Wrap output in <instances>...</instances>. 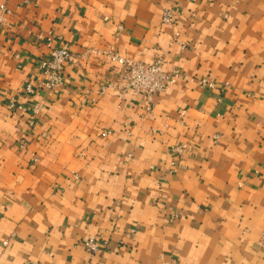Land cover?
I'll return each mask as SVG.
<instances>
[{
  "label": "crops",
  "instance_id": "crops-1",
  "mask_svg": "<svg viewBox=\"0 0 264 264\" xmlns=\"http://www.w3.org/2000/svg\"><path fill=\"white\" fill-rule=\"evenodd\" d=\"M0 2L1 264H264V0ZM110 47L177 81L116 87L124 65L88 52Z\"/></svg>",
  "mask_w": 264,
  "mask_h": 264
},
{
  "label": "built area",
  "instance_id": "built-area-1",
  "mask_svg": "<svg viewBox=\"0 0 264 264\" xmlns=\"http://www.w3.org/2000/svg\"><path fill=\"white\" fill-rule=\"evenodd\" d=\"M12 11L6 3L0 2V23L5 24L8 21ZM177 20V15L172 7L166 8L163 12V22L165 24L174 25ZM90 53L102 55L110 61H117L124 65L125 73L122 77L121 83L114 85L120 89H133L137 92L144 93L150 100L155 93L165 91L170 85L177 81L179 72L177 70H168L165 68V61L158 57L151 62H141L133 58L124 57L119 52L110 48H90ZM76 56L71 51L68 44L63 43L59 46H54L49 53L40 59V70L44 77L42 85L48 89L57 87L63 80V71L67 63L75 61ZM200 83L207 87L214 88L217 82L210 77H202ZM33 91V85L28 83L25 87L26 93ZM11 109H23L22 103L11 100L9 102ZM183 147L181 145L175 146V151L181 152ZM175 161H172L173 168ZM173 171V169H172ZM7 244V240L3 242ZM84 247L91 255L98 254L106 245V241L99 239L97 236L89 235L83 241ZM1 264V252H0Z\"/></svg>",
  "mask_w": 264,
  "mask_h": 264
}]
</instances>
